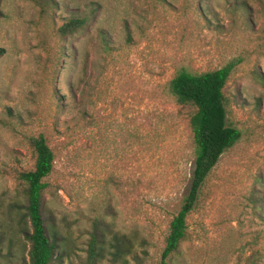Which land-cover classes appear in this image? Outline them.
Instances as JSON below:
<instances>
[{
	"label": "rangeland",
	"instance_id": "374dc122",
	"mask_svg": "<svg viewBox=\"0 0 264 264\" xmlns=\"http://www.w3.org/2000/svg\"><path fill=\"white\" fill-rule=\"evenodd\" d=\"M0 52V264H29L17 178L33 170L39 135L54 155L43 195L54 264H88L96 221L136 237L125 261L107 245L97 264H162L194 169L170 81L230 63L227 125L241 139L205 180L165 264H264V0H0Z\"/></svg>",
	"mask_w": 264,
	"mask_h": 264
},
{
	"label": "trees",
	"instance_id": "16d2710c",
	"mask_svg": "<svg viewBox=\"0 0 264 264\" xmlns=\"http://www.w3.org/2000/svg\"><path fill=\"white\" fill-rule=\"evenodd\" d=\"M40 1L43 7H50L54 0ZM87 23L88 16L71 19L59 31L63 35L74 34ZM234 66L235 63H230L201 74L182 70L170 81V94L176 104L188 112L194 143V169L182 206L169 223L162 264L177 254L187 238V219L196 206L205 180L222 155L241 139V132L227 125L225 88ZM29 145L35 159L34 168L18 174L24 204L16 203L15 207L24 211L23 221L26 220L30 229L21 227L20 232L29 243V264H54L59 241L51 219L44 216L43 197L47 187L44 180L52 172L54 155L42 135L31 138ZM135 243L136 237L111 232L110 226L96 221L88 241V264L102 261L107 245L112 261H125V257L133 252Z\"/></svg>",
	"mask_w": 264,
	"mask_h": 264
}]
</instances>
